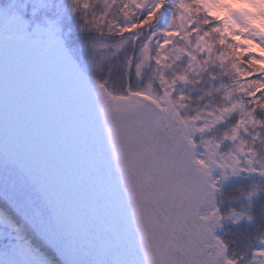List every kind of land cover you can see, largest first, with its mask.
I'll list each match as a JSON object with an SVG mask.
<instances>
[{
	"label": "snow or ice",
	"instance_id": "1",
	"mask_svg": "<svg viewBox=\"0 0 264 264\" xmlns=\"http://www.w3.org/2000/svg\"><path fill=\"white\" fill-rule=\"evenodd\" d=\"M257 60L264 0H0V264H264Z\"/></svg>",
	"mask_w": 264,
	"mask_h": 264
},
{
	"label": "trees",
	"instance_id": "2",
	"mask_svg": "<svg viewBox=\"0 0 264 264\" xmlns=\"http://www.w3.org/2000/svg\"><path fill=\"white\" fill-rule=\"evenodd\" d=\"M93 2H95V0H93ZM118 2H119V0H118ZM214 14H215V13H214ZM236 39H237L238 42L241 43V44H244V43L247 42V41L245 40V38L242 37V36H237ZM255 50L258 51V52L260 51V49H259L258 47L255 48ZM238 51L241 52V53H243V55L239 57L240 60H241L242 62H243V61H246V60L249 59V55H248V51H247V50L241 48V49H239ZM255 64H256V66H258V67H264V61L257 60V61H255Z\"/></svg>",
	"mask_w": 264,
	"mask_h": 264
}]
</instances>
